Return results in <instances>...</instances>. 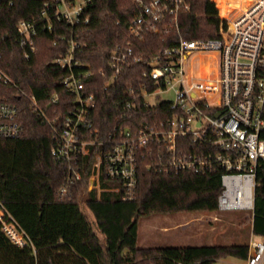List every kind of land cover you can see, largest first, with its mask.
Instances as JSON below:
<instances>
[{
    "label": "trees",
    "instance_id": "1",
    "mask_svg": "<svg viewBox=\"0 0 264 264\" xmlns=\"http://www.w3.org/2000/svg\"><path fill=\"white\" fill-rule=\"evenodd\" d=\"M44 0H0V68L15 85L0 78V97H6L19 109L24 134L0 140V199L14 215L31 240L20 247L0 227V264H214L224 257L246 261L249 241L234 244L199 246L139 247L138 222L154 213L218 210L223 169L215 164L204 171L192 169L159 170L148 164L160 162L153 150L141 157L138 186L133 199L119 197L97 199L89 190L95 149L83 157L82 176L66 195L59 193L68 173V165L52 155L54 145L50 125L43 123L22 92L34 95L51 116L64 115L75 96L65 86L69 73L55 62L70 52L71 38L87 46L75 51V57L91 65L86 79L89 92L97 96L93 121L103 136L116 127L141 129L160 127L175 114L167 101L145 105L140 96L143 84L155 89L147 76L149 62L167 47L184 39H215L227 29L219 15V4L212 0H190V9L179 16L180 29L155 33L146 29L134 39V57L127 70L108 88L111 73L110 54L129 33L139 7L133 0H91L81 21L72 26L63 20L40 18ZM35 21V51L24 55L16 39L20 21ZM138 93L130 108L123 101L129 88ZM54 94L58 101L50 103ZM50 103V104H49ZM208 148V149H207ZM200 154L210 149L195 145ZM83 205L94 217L92 222ZM251 230L264 235V162L257 167L255 207Z\"/></svg>",
    "mask_w": 264,
    "mask_h": 264
},
{
    "label": "built area",
    "instance_id": "2",
    "mask_svg": "<svg viewBox=\"0 0 264 264\" xmlns=\"http://www.w3.org/2000/svg\"><path fill=\"white\" fill-rule=\"evenodd\" d=\"M212 1L217 5V1ZM90 2L44 0L40 18L50 22L63 20L72 26L88 22L89 17L84 19L83 14ZM133 2L139 12L132 19L128 36L110 54L111 73L107 76L103 70L100 72L106 78L105 88L129 67L135 52L134 39L142 38L146 29L160 34L173 29L179 31V16L190 9V0ZM224 18L227 29L219 38H180L177 45L165 48L149 62L150 70L146 74L156 87L150 91L148 84H143L139 94L144 97L145 105L153 106L149 96L172 91L175 99L165 100L175 110L172 118L157 128L135 131L116 127L105 136L93 121L97 96L86 86V79L92 76L91 65L75 57V51L87 44L71 38L70 52L57 57L55 62L69 69L64 83L75 96L73 106L64 115L51 117L34 95L22 92L29 98L35 114L52 128L53 157L68 165L67 178L59 190L61 195H66L70 186L81 178L83 157L94 148L89 190L95 198L133 199L141 157L157 150L160 162L148 167L198 172L215 164L221 166L218 210L254 211L257 167L259 162H264V0H245L241 5L231 6ZM17 31L16 39L29 58L36 49L33 42L36 22L22 20ZM211 52L216 54L215 74L196 75L188 71L192 54ZM0 78L15 85L1 68ZM125 94L123 101L131 108L138 93L132 87ZM58 98L54 94L50 103ZM24 131L18 106L0 97V140L18 138ZM195 145L210 149L198 154L190 150ZM0 227L17 246L32 243L1 199ZM249 246L244 264H264V235L253 232Z\"/></svg>",
    "mask_w": 264,
    "mask_h": 264
},
{
    "label": "rangeland",
    "instance_id": "3",
    "mask_svg": "<svg viewBox=\"0 0 264 264\" xmlns=\"http://www.w3.org/2000/svg\"><path fill=\"white\" fill-rule=\"evenodd\" d=\"M217 8L219 9V15L222 16L220 17L225 19V16L221 13L220 4L219 7L217 5ZM208 63L211 67L210 72L215 74L216 54L213 52L194 53L190 64H188V71L200 75L203 73L202 67H205ZM174 99L175 96L172 91H160L148 97L153 105L161 101ZM83 209L90 220L94 222V217L89 209L84 205ZM251 216L250 210L154 213L139 219L137 244L139 247H163L250 242L253 233L251 230ZM176 225L179 226L176 227ZM214 264H244V262L235 257H224Z\"/></svg>",
    "mask_w": 264,
    "mask_h": 264
},
{
    "label": "bare ground",
    "instance_id": "4",
    "mask_svg": "<svg viewBox=\"0 0 264 264\" xmlns=\"http://www.w3.org/2000/svg\"><path fill=\"white\" fill-rule=\"evenodd\" d=\"M231 1L233 2L230 3V5L227 4V2H231ZM244 1L245 0H224L222 3H220L222 15L226 17V14L229 12L231 6L241 5ZM187 69H188V65H187ZM202 70L203 73H210L211 67L209 66V63L205 67H202Z\"/></svg>",
    "mask_w": 264,
    "mask_h": 264
},
{
    "label": "crops",
    "instance_id": "5",
    "mask_svg": "<svg viewBox=\"0 0 264 264\" xmlns=\"http://www.w3.org/2000/svg\"><path fill=\"white\" fill-rule=\"evenodd\" d=\"M178 226H179V225H176V227H178ZM176 227H175V228H176ZM165 229H168V228H165ZM170 229H171V228H170ZM242 261H243V260H242ZM243 262H245V261H243Z\"/></svg>",
    "mask_w": 264,
    "mask_h": 264
}]
</instances>
